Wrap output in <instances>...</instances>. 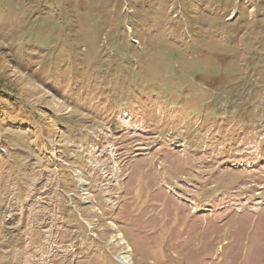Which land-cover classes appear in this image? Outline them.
I'll return each instance as SVG.
<instances>
[{
    "label": "rangeland",
    "instance_id": "1",
    "mask_svg": "<svg viewBox=\"0 0 264 264\" xmlns=\"http://www.w3.org/2000/svg\"><path fill=\"white\" fill-rule=\"evenodd\" d=\"M122 254L264 264V0H0V264Z\"/></svg>",
    "mask_w": 264,
    "mask_h": 264
},
{
    "label": "bare ground",
    "instance_id": "2",
    "mask_svg": "<svg viewBox=\"0 0 264 264\" xmlns=\"http://www.w3.org/2000/svg\"><path fill=\"white\" fill-rule=\"evenodd\" d=\"M119 259L124 264H132V259L129 254H122Z\"/></svg>",
    "mask_w": 264,
    "mask_h": 264
},
{
    "label": "trees",
    "instance_id": "3",
    "mask_svg": "<svg viewBox=\"0 0 264 264\" xmlns=\"http://www.w3.org/2000/svg\"><path fill=\"white\" fill-rule=\"evenodd\" d=\"M35 158H39V159H40L41 156H39V155L36 154V157H35ZM31 162H32V161H30L29 163H31ZM63 179H64L65 182H66L67 179H68L69 181H71V182L73 183L71 175H69L68 178H66L65 176H63ZM64 181H63V182H64ZM65 182H64V183H65ZM72 187L75 188L74 184L72 185ZM72 187H71V188H72ZM71 188H70V189H71Z\"/></svg>",
    "mask_w": 264,
    "mask_h": 264
}]
</instances>
